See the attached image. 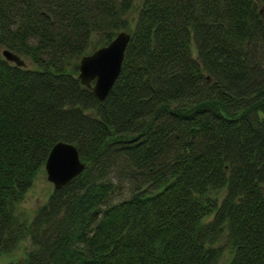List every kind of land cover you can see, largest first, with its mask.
<instances>
[{"label": "trees", "instance_id": "obj_1", "mask_svg": "<svg viewBox=\"0 0 264 264\" xmlns=\"http://www.w3.org/2000/svg\"><path fill=\"white\" fill-rule=\"evenodd\" d=\"M120 30L98 99L79 59ZM0 45V257L32 243L0 264H264L258 0H0ZM59 140L85 166L29 218Z\"/></svg>", "mask_w": 264, "mask_h": 264}, {"label": "water", "instance_id": "obj_2", "mask_svg": "<svg viewBox=\"0 0 264 264\" xmlns=\"http://www.w3.org/2000/svg\"><path fill=\"white\" fill-rule=\"evenodd\" d=\"M130 33L120 30L108 43L84 54L79 59L78 76L81 83L90 87L98 99H103L117 78ZM2 55L16 65L25 60L9 48H3ZM195 127L191 128V136ZM85 166L75 144L59 140L51 147L44 163L47 179L54 188L61 187Z\"/></svg>", "mask_w": 264, "mask_h": 264}, {"label": "rangeland", "instance_id": "obj_3", "mask_svg": "<svg viewBox=\"0 0 264 264\" xmlns=\"http://www.w3.org/2000/svg\"><path fill=\"white\" fill-rule=\"evenodd\" d=\"M259 6L264 8V0H258ZM3 46L0 45V54H2ZM26 63L30 65L29 60L26 59ZM53 183L47 179V173L45 171L44 166L39 169L36 174L35 179L33 180L32 185L28 188L25 193L24 198L20 202V207L25 209L29 214V218L34 215L36 209L43 204L50 192L53 189ZM32 247L31 239L29 236L22 238L18 245L13 248L11 251L5 252L1 255V260H17L24 257L28 251ZM230 256V252L227 249L222 255L219 264H225L227 258Z\"/></svg>", "mask_w": 264, "mask_h": 264}]
</instances>
